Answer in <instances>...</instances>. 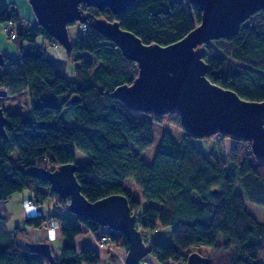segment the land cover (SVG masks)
Returning <instances> with one entry per match:
<instances>
[{"label":"trees","instance_id":"trees-1","mask_svg":"<svg viewBox=\"0 0 264 264\" xmlns=\"http://www.w3.org/2000/svg\"><path fill=\"white\" fill-rule=\"evenodd\" d=\"M82 10L89 16L87 22L69 27L72 47L67 55L78 62L73 79L62 73L36 39L43 35L50 45L60 44L30 20L12 39L21 40L19 57L5 56L0 67V90L7 97L28 98L15 105L0 102L9 120L7 138L0 135V201L25 190L32 192L34 206L54 201L63 212L54 210L51 216L61 223L65 239L59 257L50 242L21 240L20 235H26L23 227L42 228L48 219L46 212L29 216L9 243L0 244V264H99L96 250L77 252L74 247L75 239L88 233L96 238L108 234L109 244L128 250L123 234L72 214L69 198L60 197L48 181L31 173L34 168L54 171L65 164L76 165V179L90 202L111 195L129 199L150 255L160 264H183L193 251L210 258V264H264V222L246 210L236 188L238 184L249 202L264 207V158L254 154L250 142L220 134L205 139L212 140L205 154L196 145L199 139L183 128L178 113L158 116L130 109L114 92L132 84L138 66L92 26L99 18L118 21L143 43L166 46L198 26L202 11L188 0H136L120 16L109 8L100 11L83 5ZM20 20L14 6L0 7L1 22ZM204 48L209 81L242 99L264 101L263 10L242 23L236 36L210 41ZM64 112L74 117L75 126L65 124ZM165 120L184 137L176 143L164 135L148 164L141 154L154 143V124ZM226 141L231 142L228 148ZM76 151L89 161L77 163ZM128 179H134L145 200L159 206L139 213L141 203L125 186ZM160 227H171L169 244L150 239ZM49 250L51 258L46 255Z\"/></svg>","mask_w":264,"mask_h":264},{"label":"water","instance_id":"water-1","mask_svg":"<svg viewBox=\"0 0 264 264\" xmlns=\"http://www.w3.org/2000/svg\"><path fill=\"white\" fill-rule=\"evenodd\" d=\"M136 0H29L36 22L65 50L72 40L69 27L86 23L83 5L104 11L109 8L122 15ZM183 1V0H179ZM202 11L198 26L181 40L162 46L145 44L118 21L95 19L92 26L114 43L123 56L138 66V75L130 85L119 86L114 95L130 109L165 116L178 113L185 131L196 139L217 134L243 139L251 143L257 157L264 158V101H249L231 90L213 84L207 78L204 45L218 39L236 36L242 23L260 10L264 0H188ZM5 55L0 51V67ZM8 95L0 90V99ZM9 123L0 106V135L7 138ZM31 173L49 182L51 191L69 198L72 214L83 216L123 234L128 243L125 264H142L150 255V246L137 227V218L130 209L129 199L111 195L90 202L81 192L76 179V165H61L54 171L34 168ZM31 245V244H30ZM52 257L51 250L46 254ZM200 252L189 253L183 264H210Z\"/></svg>","mask_w":264,"mask_h":264},{"label":"rangeland","instance_id":"rangeland-1","mask_svg":"<svg viewBox=\"0 0 264 264\" xmlns=\"http://www.w3.org/2000/svg\"><path fill=\"white\" fill-rule=\"evenodd\" d=\"M26 3L28 6V10L26 11L22 10V3ZM14 6L18 12L21 14V20L19 23V34L24 32L26 29V20H31V21H36V16L33 10L32 5L30 4L29 0H0V7H8V6ZM26 6V7H27ZM28 13V16L26 15ZM32 17V18H31ZM7 22H1L0 21V51L8 58H18L21 52L20 46H21V40H12L9 38V32L10 29L6 28ZM76 31V28H74ZM24 46H28L27 42H23ZM36 44L44 45L47 52H50L51 49H54V55L51 56V60H53L60 68L62 73L68 77L73 79L75 77V66L78 65V62L75 60V58H69L67 55V51L61 46V45H50L47 42V39L43 35H39L38 38L36 39ZM60 51H58V50ZM24 94L21 95H16L13 97H6L4 99H0V102H10V105H15L16 103L19 102V100H25L28 99L26 96L22 97ZM1 106V105H0ZM64 121L67 126H75L77 123L74 119V117L70 113H63ZM169 134L173 140L176 143H180L182 138L184 137L183 131L176 126L171 125L167 120H165L163 123H155L154 124V129H153V136H154V143L151 148L145 150L141 154V158L143 161H145L148 164H151L155 155V152L158 150L159 145L161 143V139L164 135ZM211 143L212 140L206 141L205 139L201 140H196V145L199 148V150L205 154H208L209 151L211 150ZM230 141H226V146L227 148L230 145ZM89 159L87 156L81 154L80 152L76 151V162L79 164H84L88 162ZM125 186L129 193L131 194L132 198L134 200H137L141 203L140 208H139V213H142L146 208L152 206V207H158L159 203L157 201H152V200H145L142 195V190L140 187L135 183L134 179H128L125 181ZM237 192L241 194L244 198V203H245V208L248 212L253 214L259 221L264 222V207L252 204L249 202L241 187L237 184L236 185ZM30 192L25 190L23 192L15 194L9 201L4 202L0 201V216L2 217L3 220H0V244H5L9 243L13 238L15 232H17V227L22 225V221L26 218V216L29 215V212L31 214H34L37 211V214L44 215L45 210H43L41 207L38 206H32L30 205ZM48 207L50 210L58 211V212H63L60 206H58L54 201L48 200L47 203ZM26 211V213H25ZM34 212V213H33ZM65 215H68V213H65ZM61 225V223H60ZM137 225L140 227L139 223ZM45 229L46 225H43ZM61 228V227H60ZM60 228L57 229V233L60 234ZM24 231L26 232V235H20L21 240H25L29 234H31L32 230H40L41 228H29L28 232L29 234L27 235V227H23ZM142 229V228H141ZM171 230V227H160L156 231H153L152 234L150 235L151 240H158L160 242H163L165 244L170 243V237H169V231ZM49 233L50 230H48ZM22 234V231L20 232ZM94 235V234H93ZM86 235H79L75 239V244L77 248L83 247V249H87L88 246L86 244H78V239L82 238L84 239ZM95 236V235H94ZM29 237V236H28ZM96 237V236H95ZM42 242V241H41ZM63 242V237H57V234L54 232L52 235L51 239V244L53 248V254L56 257H59L62 253V249L64 244ZM35 243V242H33ZM37 243V242H36ZM64 243V242H63ZM97 244L98 247L99 241L97 238ZM107 247L113 248V246L109 243H107V246L105 245L104 248L106 249ZM120 252L121 248H117ZM109 261V259H108ZM99 264H105V262H99ZM109 264V263H107ZM111 264H114L113 262ZM116 264V263H115ZM142 264H160L159 262L156 261L155 258H153L151 255H148L144 260H142ZM169 264H174V262H170Z\"/></svg>","mask_w":264,"mask_h":264},{"label":"crops","instance_id":"crops-1","mask_svg":"<svg viewBox=\"0 0 264 264\" xmlns=\"http://www.w3.org/2000/svg\"><path fill=\"white\" fill-rule=\"evenodd\" d=\"M22 4H23L22 5V10L23 11L24 10L26 11V9L28 10V6L26 5V3L23 2ZM18 13H19V16L21 17L20 12H18ZM26 15L28 16V13ZM26 21H28V20H26ZM56 50H58V49H56ZM58 51H60V50H58ZM54 52H55V50L51 49V51L48 52V55L50 54V55L53 56ZM50 55H49V57H51ZM30 195L32 197V192H30ZM25 213H26V211H25ZM35 215H38L37 211L34 214H31V212H29V215L26 216V218L29 217V216H35ZM28 229L29 228H27V235L30 232V230L28 232ZM31 230H32L31 234L28 235L29 237L27 236L28 242H39V241L41 242L42 241V242H50V244H51V239H52V235L54 234V232L57 234V237L61 236L60 234L57 233V230L56 231L50 230L51 233H49L48 229H45L44 227H42L40 230H34V229H31ZM82 238L78 239V244L79 245L86 244L88 246V248L96 250L97 253L100 256V261L101 262L103 261V262H105V264H107V263L111 264L113 262V259H111V256H113L115 258V260H116V262H113L114 264L115 263L116 264H125V259H126V255H127V251L126 250L121 248L122 252H120L117 249V248H120V247H117V246H114V245H112L113 248H109V247H107L106 249L99 248L98 244H97V238L92 233H88L87 236L84 239H82ZM63 242L65 243V239L64 238H63ZM63 242H61V243L64 244ZM51 246H52V244H51ZM74 247H75L77 252H80L81 249L83 248V247L77 248L75 242H74ZM108 259H109V261H108Z\"/></svg>","mask_w":264,"mask_h":264},{"label":"built area","instance_id":"built-area-1","mask_svg":"<svg viewBox=\"0 0 264 264\" xmlns=\"http://www.w3.org/2000/svg\"><path fill=\"white\" fill-rule=\"evenodd\" d=\"M18 27H19L18 24H16L13 21L9 22L8 25H6V28L10 29V31H8V32H9V37L11 39H16V34H17ZM81 29L83 31H86V27H82L81 26ZM34 204H36V203L33 200H31L30 201V205H34ZM37 206L41 207L46 212V217L48 218L47 221L45 222L46 228L48 230L56 231L59 228V222L53 216H51L52 215V210H50V208L48 207V205L46 203L37 204ZM98 241H99V245H100L99 247L104 248L105 245L107 246V243L109 241L108 234L101 235L99 237Z\"/></svg>","mask_w":264,"mask_h":264}]
</instances>
